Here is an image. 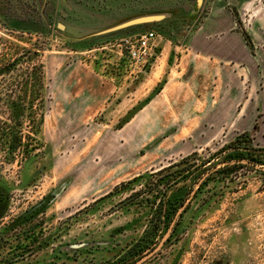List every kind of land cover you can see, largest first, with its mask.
I'll use <instances>...</instances> for the list:
<instances>
[{"label":"rangeland","instance_id":"374dc122","mask_svg":"<svg viewBox=\"0 0 264 264\" xmlns=\"http://www.w3.org/2000/svg\"><path fill=\"white\" fill-rule=\"evenodd\" d=\"M212 1L0 0V53L15 40L9 34L28 29L32 42L36 32L44 34L38 40L47 46L42 61L49 94L40 149L29 162L3 164L15 188L0 213V264H130L148 249L140 264H264V166L243 161L226 177L203 184L208 171L198 178L201 161L220 158L242 132L251 148H264V132L167 114L169 102L160 103L167 88L177 89L181 50ZM247 8L237 27L258 40L262 65L264 0ZM143 15L161 19L104 32ZM146 31L155 38L143 60L130 58ZM82 39L94 47L80 48ZM104 85L115 90L103 95ZM157 88L162 93L155 94ZM190 154L158 181V170ZM186 165L191 176L165 184L167 174ZM167 199L185 208L156 249ZM31 216L34 234H20ZM27 242L30 249L20 255Z\"/></svg>","mask_w":264,"mask_h":264},{"label":"crops","instance_id":"0c3cea01","mask_svg":"<svg viewBox=\"0 0 264 264\" xmlns=\"http://www.w3.org/2000/svg\"><path fill=\"white\" fill-rule=\"evenodd\" d=\"M256 2L212 1L206 16L181 50L177 89L170 86L163 92L160 103L165 106V99L169 102V107L164 108L167 114L176 110L178 116H193L209 125L232 122L241 127L239 131L256 125L258 131L264 132V63L261 65L257 55L258 40L245 30L250 47L236 23L244 9ZM114 90L115 87L104 85L103 95ZM173 101L178 104H171Z\"/></svg>","mask_w":264,"mask_h":264},{"label":"trees","instance_id":"16d2710c","mask_svg":"<svg viewBox=\"0 0 264 264\" xmlns=\"http://www.w3.org/2000/svg\"><path fill=\"white\" fill-rule=\"evenodd\" d=\"M231 11L236 17L235 10L231 8ZM143 25L144 24L134 25L126 29L137 30ZM241 31L247 44L252 47L247 32L242 28ZM19 33L20 34L15 37L9 34V36L15 40H8L7 48H5L4 52L0 53V213L7 208L9 194L12 193L15 188L5 179L3 164L29 162L32 156L40 149L41 145L37 135L49 100L47 79L42 61L43 52L46 50L47 46L44 40L40 42L38 40L39 38L44 39V34L42 35L40 34L41 32H36V41L32 42L33 33L28 29H21ZM17 41L22 44L19 45ZM84 41H86V39L81 40L83 46L80 48L90 50L94 47L91 44L85 45ZM159 91L160 88H157L154 93L156 94ZM25 131H27L28 134H25ZM242 141L248 143L247 147L244 145L241 147ZM250 144L251 139L248 133L242 132L236 136L232 142L222 147L220 152H218L223 153L220 158L201 161V165L198 168V178L201 179L202 174L208 171V175L202 181L203 184L215 175L226 177L236 172L238 168L243 167L245 165L243 161L264 166V148H251ZM252 149H254L253 151H255L256 154L250 152ZM192 154L195 155V152ZM192 154L181 158L179 161L166 168L158 170L156 172V175L159 176L158 181L163 180L161 176L164 177V175H162L164 171L174 166L184 164L185 161L191 158ZM188 165L181 167L175 174H167L164 180L165 184L171 185V183L176 182V178H182L184 180L187 176H191L194 172L189 170L190 167ZM157 185H159V182ZM169 187L170 186H167V190L171 189ZM181 205L182 202L169 199L166 200L165 208H163L165 211L163 233L170 225V222ZM159 209H161L160 206L157 208V211ZM34 221L35 218L31 216L28 228H24L21 230L22 232L19 230V233L23 234V232L28 231L29 234H34ZM3 243H7V240ZM30 246L31 244H29V242L21 244L19 248L21 249L20 255L28 251ZM146 247L147 243L143 245L142 248H139L138 254L144 251ZM133 262L135 261L131 263Z\"/></svg>","mask_w":264,"mask_h":264},{"label":"water","instance_id":"95a60500","mask_svg":"<svg viewBox=\"0 0 264 264\" xmlns=\"http://www.w3.org/2000/svg\"><path fill=\"white\" fill-rule=\"evenodd\" d=\"M161 19V16L159 15H143V16H139L130 20H127L125 22H122L116 26H113L111 28H108L106 30H104V32H110V31H115V30H119V29H123V28H127L130 26H134V25H139V24H145L148 22H152V21H156ZM59 28H63V25L61 23L58 24ZM185 208V204H183L175 213L174 219L177 218L179 216V214L184 210ZM174 219L172 220L171 224L168 226V228L166 229V231L164 232L163 236L160 238V240L158 242L155 243V247L156 249H159L161 246H163V244L167 241V239L170 236V233L172 231V227L174 224ZM152 251V249H148L146 250L142 256L136 260L135 262L131 263V264H140L143 261H145L148 256L150 255V252Z\"/></svg>","mask_w":264,"mask_h":264},{"label":"built area","instance_id":"2783aa9c","mask_svg":"<svg viewBox=\"0 0 264 264\" xmlns=\"http://www.w3.org/2000/svg\"><path fill=\"white\" fill-rule=\"evenodd\" d=\"M155 38V34L152 31H146L138 35L135 40L136 48L129 50V56L132 59L143 60V56L146 54V49L149 48L150 41Z\"/></svg>","mask_w":264,"mask_h":264}]
</instances>
